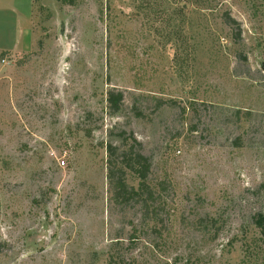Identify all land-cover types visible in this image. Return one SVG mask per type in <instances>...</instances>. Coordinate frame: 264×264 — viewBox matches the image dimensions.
<instances>
[{
	"label": "rangeland",
	"instance_id": "374dc122",
	"mask_svg": "<svg viewBox=\"0 0 264 264\" xmlns=\"http://www.w3.org/2000/svg\"><path fill=\"white\" fill-rule=\"evenodd\" d=\"M33 27L0 50V264H264V0H35ZM123 134L148 208L113 197Z\"/></svg>",
	"mask_w": 264,
	"mask_h": 264
},
{
	"label": "trees",
	"instance_id": "16d2710c",
	"mask_svg": "<svg viewBox=\"0 0 264 264\" xmlns=\"http://www.w3.org/2000/svg\"><path fill=\"white\" fill-rule=\"evenodd\" d=\"M4 52L0 54V61L4 58ZM124 95L122 92H109L108 102L113 112H117L121 108ZM126 134L122 136L123 149L118 146L108 145V179L113 191V197L120 199H135L143 206L148 200L154 199L153 189L148 184V177L151 169L150 159L143 154L141 143L131 134L126 138ZM121 150L120 159H116L115 155ZM127 173L134 174L139 182L138 187L131 186L127 181ZM145 195V198L143 196ZM148 208V205H146Z\"/></svg>",
	"mask_w": 264,
	"mask_h": 264
},
{
	"label": "crops",
	"instance_id": "0c3cea01",
	"mask_svg": "<svg viewBox=\"0 0 264 264\" xmlns=\"http://www.w3.org/2000/svg\"><path fill=\"white\" fill-rule=\"evenodd\" d=\"M35 0H0V50L20 51L34 35Z\"/></svg>",
	"mask_w": 264,
	"mask_h": 264
},
{
	"label": "built area",
	"instance_id": "2783aa9c",
	"mask_svg": "<svg viewBox=\"0 0 264 264\" xmlns=\"http://www.w3.org/2000/svg\"><path fill=\"white\" fill-rule=\"evenodd\" d=\"M62 163H64V162L62 161Z\"/></svg>",
	"mask_w": 264,
	"mask_h": 264
}]
</instances>
